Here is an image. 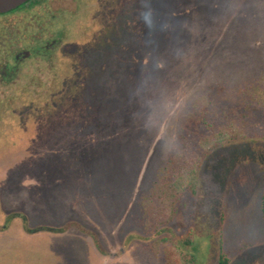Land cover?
Here are the masks:
<instances>
[{
    "label": "rangeland",
    "instance_id": "rangeland-1",
    "mask_svg": "<svg viewBox=\"0 0 264 264\" xmlns=\"http://www.w3.org/2000/svg\"><path fill=\"white\" fill-rule=\"evenodd\" d=\"M6 33L58 44L0 80V264H264V120L195 131L238 90L264 112V0H51Z\"/></svg>",
    "mask_w": 264,
    "mask_h": 264
},
{
    "label": "trees",
    "instance_id": "trees-1",
    "mask_svg": "<svg viewBox=\"0 0 264 264\" xmlns=\"http://www.w3.org/2000/svg\"><path fill=\"white\" fill-rule=\"evenodd\" d=\"M49 48L47 49V55L50 51L53 50L54 43L48 44ZM42 49L35 48V51L38 52ZM33 51V50H32ZM18 64V63H17ZM16 62L14 63V60L12 61L10 58L6 59V63L3 65L0 63V80L3 84H7L11 82L15 76H17L18 70L14 69L15 65H17ZM2 67V68H1ZM17 67V66H16ZM238 93L236 94L235 100H240L237 103H234L232 101L224 100L216 104V107L212 109V111L205 109L206 117H203L202 113H200L198 125L196 126V130L198 131L199 127L201 125H205V131L206 134H210L205 138L204 141H202L201 146L209 153L227 146L231 145L238 141L247 140V137L242 136V134L239 132V127L237 128L236 123H244L245 118H251V116L260 117L264 120V112L263 110H260L258 106L247 104L246 107H241L239 105H243L244 102L246 103V100L244 99L245 94H241V92L238 90ZM246 92V91H245ZM244 93V92H243ZM214 99H210V103L214 105ZM250 103V102H248ZM264 109V107H263ZM209 115V117L207 116ZM240 136V137H239ZM264 140V139H263ZM207 154V155H209ZM205 157L202 159V162L204 161ZM199 168L194 171H190L186 176L183 178V184L184 186H188L190 190H192L193 194L197 191V185L199 182ZM183 186V188H184ZM185 187V188H186ZM187 187V188H188ZM262 210L264 213V201L262 205ZM194 231L190 230L188 233V239L186 237L182 238V242L185 247H191L193 245L192 240H190L191 237H193ZM221 250V248H220ZM179 252L183 254L182 249H179ZM188 259V257H187ZM186 264H195V259L190 256V258L186 261ZM220 264H226L225 260H221Z\"/></svg>",
    "mask_w": 264,
    "mask_h": 264
},
{
    "label": "flooded vegetation",
    "instance_id": "flooded-vegetation-1",
    "mask_svg": "<svg viewBox=\"0 0 264 264\" xmlns=\"http://www.w3.org/2000/svg\"><path fill=\"white\" fill-rule=\"evenodd\" d=\"M51 2V0H29L28 2L16 7L15 9H12L10 11H7L5 13H1L0 14V20L1 19H6L8 17L14 16V15H18V14H29L32 11L37 10L38 8H43L46 7L49 3ZM8 37L5 39V37ZM5 37H0V47L3 49H7L5 50V58L3 60V65L6 63V59L10 58L12 61L14 60V63L16 62L17 65H15L14 69L19 70L21 63L25 62L27 60V58H31L32 56L35 55V53L40 54V56L42 57H47V49L49 48L48 44L43 45L42 47H37L40 48L42 50L36 52L35 50H31V48H14L13 45H11V41L12 38L9 34H5ZM54 46L52 47L53 49L55 48V46L58 44L57 41H54ZM9 45V46H8ZM9 47V48H8ZM17 66V67H16ZM2 68V67H1ZM1 73V72H0Z\"/></svg>",
    "mask_w": 264,
    "mask_h": 264
},
{
    "label": "water",
    "instance_id": "water-1",
    "mask_svg": "<svg viewBox=\"0 0 264 264\" xmlns=\"http://www.w3.org/2000/svg\"><path fill=\"white\" fill-rule=\"evenodd\" d=\"M29 0H0V14L15 9Z\"/></svg>",
    "mask_w": 264,
    "mask_h": 264
}]
</instances>
